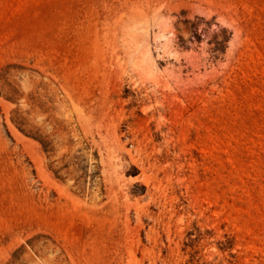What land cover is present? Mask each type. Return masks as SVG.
I'll return each mask as SVG.
<instances>
[{"label": "rangeland", "instance_id": "rangeland-1", "mask_svg": "<svg viewBox=\"0 0 264 264\" xmlns=\"http://www.w3.org/2000/svg\"><path fill=\"white\" fill-rule=\"evenodd\" d=\"M0 264H264V0H0Z\"/></svg>", "mask_w": 264, "mask_h": 264}]
</instances>
